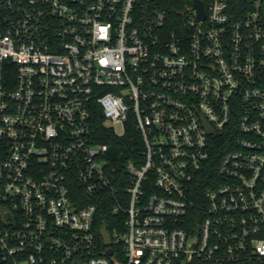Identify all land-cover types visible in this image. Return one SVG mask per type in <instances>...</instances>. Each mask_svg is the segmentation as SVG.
<instances>
[{
	"label": "built area",
	"instance_id": "2783aa9c",
	"mask_svg": "<svg viewBox=\"0 0 264 264\" xmlns=\"http://www.w3.org/2000/svg\"><path fill=\"white\" fill-rule=\"evenodd\" d=\"M199 1L0 0V264H264V0Z\"/></svg>",
	"mask_w": 264,
	"mask_h": 264
},
{
	"label": "trees",
	"instance_id": "16d2710c",
	"mask_svg": "<svg viewBox=\"0 0 264 264\" xmlns=\"http://www.w3.org/2000/svg\"><path fill=\"white\" fill-rule=\"evenodd\" d=\"M190 0H164L163 5L169 8H179L184 3H188ZM92 132L95 134V139L98 142H105L108 145L106 165L109 170V176L113 179V176L117 173L124 174V161L131 157V145L129 141L136 140L138 138L137 132L127 129L121 137L113 135L111 131L104 127L100 120L96 121L93 125ZM115 215L110 213L108 206H100L97 213V221L95 226L99 227L102 223L106 225V229L109 233L113 229L121 230L122 224L115 223Z\"/></svg>",
	"mask_w": 264,
	"mask_h": 264
},
{
	"label": "water",
	"instance_id": "95a60500",
	"mask_svg": "<svg viewBox=\"0 0 264 264\" xmlns=\"http://www.w3.org/2000/svg\"><path fill=\"white\" fill-rule=\"evenodd\" d=\"M193 6L196 9V13H197V17L202 18L203 17V10H202V6L199 0H192ZM99 233L102 239V244L104 246H109L110 245V238L107 235V231H106V225L104 223H102L99 227ZM107 253L110 254L111 253V248L108 247L107 248Z\"/></svg>",
	"mask_w": 264,
	"mask_h": 264
},
{
	"label": "rangeland",
	"instance_id": "374dc122",
	"mask_svg": "<svg viewBox=\"0 0 264 264\" xmlns=\"http://www.w3.org/2000/svg\"><path fill=\"white\" fill-rule=\"evenodd\" d=\"M118 130H120L119 126H117Z\"/></svg>",
	"mask_w": 264,
	"mask_h": 264
}]
</instances>
